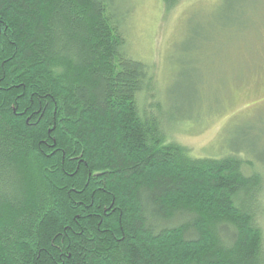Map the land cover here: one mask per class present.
<instances>
[{
  "label": "trees",
  "instance_id": "trees-1",
  "mask_svg": "<svg viewBox=\"0 0 264 264\" xmlns=\"http://www.w3.org/2000/svg\"><path fill=\"white\" fill-rule=\"evenodd\" d=\"M222 5L255 46L264 0ZM124 46L103 0H0V264H264V176L169 139Z\"/></svg>",
  "mask_w": 264,
  "mask_h": 264
},
{
  "label": "rangeland",
  "instance_id": "rangeland-1",
  "mask_svg": "<svg viewBox=\"0 0 264 264\" xmlns=\"http://www.w3.org/2000/svg\"><path fill=\"white\" fill-rule=\"evenodd\" d=\"M103 1L121 29L124 53L152 78L139 109L168 121L182 113L166 132L190 157L238 151L264 176V31L255 46L247 41L237 52L228 38L213 35L212 24L227 14L223 0Z\"/></svg>",
  "mask_w": 264,
  "mask_h": 264
}]
</instances>
